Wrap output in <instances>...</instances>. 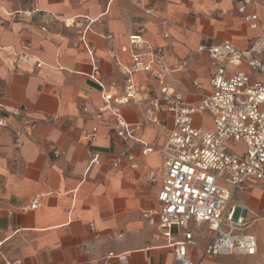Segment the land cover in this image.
<instances>
[{"label":"crops","instance_id":"1","mask_svg":"<svg viewBox=\"0 0 264 264\" xmlns=\"http://www.w3.org/2000/svg\"><path fill=\"white\" fill-rule=\"evenodd\" d=\"M36 4L61 20L76 18L80 24L66 26L52 19L43 30L42 15L23 12L30 8L29 0H0L1 100L7 109L27 108L34 120L31 132L17 145L22 123L0 111L7 120L0 126V262L6 255L18 264H174L175 248L162 235L158 216L152 223L145 215L159 207L164 179L161 148L174 127L173 116L164 103L159 109L147 102L123 106L122 120L134 128V138L126 137L111 110L97 117L104 103L103 88L90 77L89 54L73 42L90 22L87 17L94 20L87 38L96 48L102 80L110 88L124 84L117 61L130 63L129 36L143 26L145 38L162 47L174 68L168 83L187 103L197 104L212 90L214 69L198 45L210 37L246 48L258 31L239 12L236 0H36ZM247 10L258 15L264 28V0H251ZM25 41H31L30 48H24ZM24 52L44 64L34 66L21 57ZM205 59L207 66L201 61ZM136 79L159 95L157 80L143 72ZM194 117L198 126L215 128L209 112ZM94 126L98 131L90 142L85 132ZM142 142L154 149L144 153ZM124 148L134 161L124 158L115 165L116 154ZM90 149L100 152V163L91 167ZM262 193L264 185L248 177L237 199L254 212L251 201ZM35 198L40 204L32 208ZM249 218V231L258 240L256 255L202 258L212 231L206 223L193 221L197 246L188 250L189 256L197 264H264V220L259 221L260 231H253L257 219L251 213ZM180 238L176 233L175 239Z\"/></svg>","mask_w":264,"mask_h":264},{"label":"built area","instance_id":"2","mask_svg":"<svg viewBox=\"0 0 264 264\" xmlns=\"http://www.w3.org/2000/svg\"><path fill=\"white\" fill-rule=\"evenodd\" d=\"M236 2L239 12L244 14L258 35L246 48H239L229 40L213 41L210 37L198 45V51L206 53L213 61L214 69L210 74L212 90L197 104L187 103L182 94L168 83L174 68L168 64L162 47L145 38L143 26L129 36L130 63L117 61L125 74L124 84H113L110 88L102 80L96 48L87 38L94 20L87 17L90 22L79 31V38L73 42L75 47L89 54L93 64L90 77L103 88L104 103L98 109L97 117L101 118L104 111L111 110L117 116L119 126L125 129L126 137L134 138V128L122 120L123 106L147 102L159 109L164 103L173 116L174 127L161 148L164 179L158 193L159 207L155 212H145V215L152 223L158 216L162 235L175 248L174 264H197L188 254L190 248L197 246L190 226L193 221L206 223L212 231L208 244L203 248L202 258L253 256L258 252L257 237L249 231L252 210L247 203L239 201L237 195L244 189L248 177L264 185V28L259 24L258 15L247 10L251 0ZM29 3L30 8L23 12L28 16L42 15L43 30L48 29L52 19L62 21L66 26L80 24L76 18L61 20L57 14L41 10L36 0H29ZM106 37L113 39L112 34ZM165 37L169 34L166 33ZM23 45L28 49L32 43L25 41ZM21 55L36 67L44 64L30 53ZM177 68L181 69L182 65ZM142 72L159 82V95L154 96L148 84L136 79V75ZM0 111H6L22 123L15 139L17 145L21 144L23 134L29 133L34 124L27 108L7 109L0 96ZM198 112H209L215 128L209 130L194 125V116ZM149 114L152 116L151 110ZM6 125V118L0 116V126ZM97 131L96 126L86 131V138L93 142ZM237 141L245 142L242 154L230 149L229 144ZM142 143L144 153L154 149ZM89 152V167L99 164L100 152L93 149ZM124 158L134 161L129 148L116 154L114 164H120ZM132 166L137 164L132 162ZM39 204V199L35 198L31 207L36 208ZM176 233L181 235L180 239H175ZM123 260L127 263L126 257ZM0 264L18 263L3 255Z\"/></svg>","mask_w":264,"mask_h":264},{"label":"rangeland","instance_id":"3","mask_svg":"<svg viewBox=\"0 0 264 264\" xmlns=\"http://www.w3.org/2000/svg\"><path fill=\"white\" fill-rule=\"evenodd\" d=\"M202 63L208 65V60H201ZM199 62V60H197ZM194 125H198L197 118H194ZM157 129L160 131L161 127H157ZM230 149L234 151L237 154H242L245 151V142L244 141H237L235 143L229 144ZM155 160V156H154ZM255 192V191H254ZM243 198L247 197V195L243 194L241 195ZM252 198L249 199V202ZM251 201V206L254 210V212H251V217L253 220L257 219V221L254 223L252 230L253 231H260V222L264 220V193L259 198H254Z\"/></svg>","mask_w":264,"mask_h":264}]
</instances>
